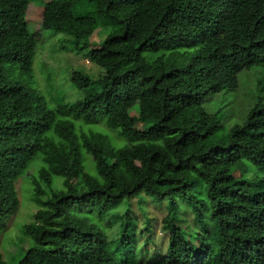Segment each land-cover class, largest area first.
I'll return each instance as SVG.
<instances>
[{
  "label": "trees",
  "instance_id": "trees-1",
  "mask_svg": "<svg viewBox=\"0 0 264 264\" xmlns=\"http://www.w3.org/2000/svg\"><path fill=\"white\" fill-rule=\"evenodd\" d=\"M30 1L0 0V178L25 180L38 209L23 226L29 245L10 258L0 252V264H128L129 256L149 264L143 254L154 264H264V189L236 175L244 164L264 174V101L254 97L223 145L208 140L224 110L204 106L264 65V0H159L160 17L132 47L147 0H51L42 31L66 34L73 47L62 49L86 52L97 68L74 70L82 94L53 104L35 86L39 34L21 21ZM175 14L196 33L185 48L161 50ZM98 29L108 31L102 42ZM99 123L125 139L136 128L148 137L119 146L89 126ZM87 155L99 172L78 171ZM6 208L0 195V218ZM188 212L200 231L188 233Z\"/></svg>",
  "mask_w": 264,
  "mask_h": 264
},
{
  "label": "rangeland",
  "instance_id": "rangeland-1",
  "mask_svg": "<svg viewBox=\"0 0 264 264\" xmlns=\"http://www.w3.org/2000/svg\"><path fill=\"white\" fill-rule=\"evenodd\" d=\"M49 1L51 0H31L22 12L21 21L26 23L30 34H39L38 51L34 61L35 75L38 83L35 86L38 89L41 88L40 90L43 95L49 99L46 101L53 104L54 98L58 97L57 95H63L66 98L69 96L75 100L82 94L76 88H73L71 73L74 70L88 71L90 74H93L97 71V68L94 64L88 62L86 52L76 53L62 49L63 46L73 47V44L69 43L70 38L66 34L42 31L41 19L43 9ZM160 14L159 0H147L144 3L142 6L143 16L137 25L136 31L133 32L131 47L133 44L141 42L142 37L152 29ZM196 30V26L186 20L185 17L181 14H175L169 19L165 32L159 35L156 47L161 50L185 48L188 46L190 38L196 33ZM107 32L98 29L95 34L96 39L102 42L107 36ZM128 45L130 47V44ZM238 78L239 87L237 90L227 92L224 96L219 95L215 99L204 103V106L206 105L209 111L216 112L222 109L224 110L222 129L218 134L208 140V144L210 145H223L226 142L229 128L234 124L242 123L244 115L253 105L254 97L257 100L264 101V65L246 69L239 74ZM46 83L48 84L45 85ZM89 126H94V128L100 131L102 130L103 132L105 131L108 135L111 134L113 141L119 146H132L133 143L131 141L134 142L141 137H148L145 132L138 128L130 130L128 132L130 138L125 139L118 132H109L105 128L102 129L103 126L100 123ZM85 129L88 130V127H85ZM135 145L139 146L140 144L136 143ZM79 167L80 169L78 171L82 173H96L100 170V166L89 155L80 163ZM236 175L241 183L249 184L251 189H264V183H258L256 181L257 176L263 179L264 174H258L253 167L244 164L240 166ZM74 179L78 182L80 178L75 174ZM27 186L28 183L23 179L12 181L0 178V195L7 200V208L0 218V229L3 231L2 239L0 240V252L7 258L20 255L21 248H26L29 245L28 239L22 233L23 226L32 223L33 215L36 213L38 207L29 199L30 193L27 191ZM243 186L245 187L246 185ZM148 207L150 208L151 215L156 217V223L160 225L163 213L152 203ZM141 213H143L142 210ZM138 218L141 217L139 216ZM184 218V222L190 227L188 233L200 231V228L194 224L193 214L188 212ZM186 224H184V227H186ZM117 226L118 223L115 224L116 228H114V232L118 229ZM159 227H155L157 233L154 236L157 243L156 248L158 249L165 245V241L162 239L165 238L166 240L164 232ZM140 235L138 228V244L144 249L143 243L146 237L142 238ZM150 248H153V246L150 245ZM141 258L148 261L149 264L155 263L151 255L143 254ZM133 260L134 257L129 256L123 262L126 261L128 264H131Z\"/></svg>",
  "mask_w": 264,
  "mask_h": 264
}]
</instances>
